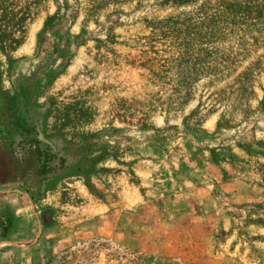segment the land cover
<instances>
[{
  "label": "rangeland",
  "instance_id": "1",
  "mask_svg": "<svg viewBox=\"0 0 264 264\" xmlns=\"http://www.w3.org/2000/svg\"><path fill=\"white\" fill-rule=\"evenodd\" d=\"M262 101L264 0H0V264H264Z\"/></svg>",
  "mask_w": 264,
  "mask_h": 264
},
{
  "label": "trees",
  "instance_id": "2",
  "mask_svg": "<svg viewBox=\"0 0 264 264\" xmlns=\"http://www.w3.org/2000/svg\"><path fill=\"white\" fill-rule=\"evenodd\" d=\"M57 17H58V14L56 13L55 16L48 17L47 20L45 21L44 26H43L41 33H40V36H39L40 39L38 41V46L41 45V43H43V41L45 40L46 34H49V32H51L52 34L56 33L57 28L54 27L55 22L57 24L61 21V18H57ZM260 104L261 105L264 104V101H262ZM34 151L36 153V156L39 158L41 155V152H40V149L38 148V146H36L34 148ZM46 155L48 157L49 154H46ZM48 160H49L48 158L45 159V161H48ZM41 173H44V172H41Z\"/></svg>",
  "mask_w": 264,
  "mask_h": 264
}]
</instances>
